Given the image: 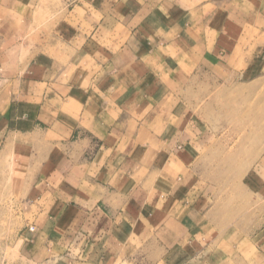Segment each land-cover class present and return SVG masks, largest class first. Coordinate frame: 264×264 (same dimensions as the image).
<instances>
[{
	"label": "crops",
	"instance_id": "crops-1",
	"mask_svg": "<svg viewBox=\"0 0 264 264\" xmlns=\"http://www.w3.org/2000/svg\"><path fill=\"white\" fill-rule=\"evenodd\" d=\"M262 27L264 0H0L11 264H264V217L226 232L243 195L201 179L196 117L203 78L262 68ZM250 164L260 216L264 160Z\"/></svg>",
	"mask_w": 264,
	"mask_h": 264
},
{
	"label": "rangeland",
	"instance_id": "rangeland-1",
	"mask_svg": "<svg viewBox=\"0 0 264 264\" xmlns=\"http://www.w3.org/2000/svg\"><path fill=\"white\" fill-rule=\"evenodd\" d=\"M255 38L254 44H259V53H256L264 54V27L255 31ZM261 63V69L251 75L235 77L234 84L228 87L221 86L224 81L221 77L203 78L212 84V90L203 92L199 103H204L196 109V117L202 121L209 141L207 154L203 156L207 169L200 172L201 179L213 186L216 200L232 195L236 202L239 194L244 198L241 219H229V226H224L226 232L238 222L247 225L256 218L254 222L257 224L258 218L262 220L264 217L258 216L251 189L248 191L246 187L241 191V181L247 175L250 163L264 160V59ZM4 197L6 189L0 188V264H11L17 253L10 243L22 221L17 217L18 208L12 203H4ZM233 207L236 210L235 204ZM233 213L236 216L237 213Z\"/></svg>",
	"mask_w": 264,
	"mask_h": 264
},
{
	"label": "built area",
	"instance_id": "built-area-1",
	"mask_svg": "<svg viewBox=\"0 0 264 264\" xmlns=\"http://www.w3.org/2000/svg\"><path fill=\"white\" fill-rule=\"evenodd\" d=\"M28 230H29L30 232H33V231H35V227H34V226H29Z\"/></svg>",
	"mask_w": 264,
	"mask_h": 264
}]
</instances>
